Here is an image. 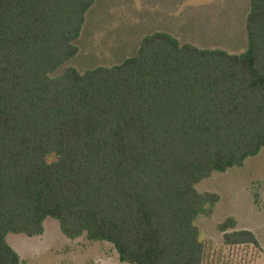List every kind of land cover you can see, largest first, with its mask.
<instances>
[{"label":"trees","instance_id":"trees-1","mask_svg":"<svg viewBox=\"0 0 264 264\" xmlns=\"http://www.w3.org/2000/svg\"><path fill=\"white\" fill-rule=\"evenodd\" d=\"M95 2L0 0V264H21L7 234L47 217L129 263L203 264L197 220L220 196L198 184L264 148V0L243 52L156 31L121 63L54 75ZM235 227L218 224L226 248L260 249Z\"/></svg>","mask_w":264,"mask_h":264},{"label":"rangeland","instance_id":"rangeland-1","mask_svg":"<svg viewBox=\"0 0 264 264\" xmlns=\"http://www.w3.org/2000/svg\"><path fill=\"white\" fill-rule=\"evenodd\" d=\"M249 10L250 0H96L75 41L78 53L53 74L68 66L84 72L121 63L137 53L143 37L156 31L203 48L240 53L248 46ZM197 187L220 196L213 213L197 220L205 243L203 264H264V148L243 166L215 172ZM230 216L235 229L255 233L261 250L225 247L218 224ZM7 241L19 253L21 264H133L121 260L108 241L67 237L53 217L44 220L42 234L9 232Z\"/></svg>","mask_w":264,"mask_h":264}]
</instances>
